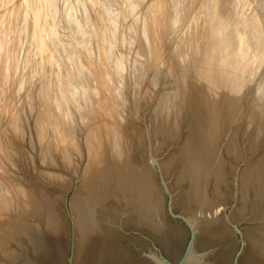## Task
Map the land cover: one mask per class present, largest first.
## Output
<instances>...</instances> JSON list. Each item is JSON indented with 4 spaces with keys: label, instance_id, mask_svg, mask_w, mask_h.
Returning a JSON list of instances; mask_svg holds the SVG:
<instances>
[{
    "label": "rangeland",
    "instance_id": "374dc122",
    "mask_svg": "<svg viewBox=\"0 0 264 264\" xmlns=\"http://www.w3.org/2000/svg\"><path fill=\"white\" fill-rule=\"evenodd\" d=\"M231 3L232 0H196V6L189 9L183 3V0H176L173 9H170L168 0H162L161 7L158 10L157 20L159 22L161 47L164 53V60L172 69V73L160 81L159 87L151 89L146 84L142 89L148 95L141 103L139 110L132 114L125 131V142L127 141L126 139L130 140L125 145H130L135 141L132 146L130 145L131 148L128 149L132 151V153L128 154L133 155L134 165L113 164L106 148L105 155L107 152L106 158H109L107 165L112 172L109 173L105 180H101L102 177L97 180V182H105V186H109L111 196L107 197L106 201H108L105 202L107 204L110 203L109 206L113 208L110 213L117 214L118 219L122 221L129 212L128 208H122L124 204L122 200L126 198L125 195L130 193L128 191L131 189L129 186L135 183L139 184L140 176L146 174L147 177V173L151 175L152 181L147 179L151 183L150 186H148V183L141 184V190L146 194V196H142V199L146 209L151 204L152 201L150 200L152 198L157 200L158 207L162 213L160 217H156V220L163 225L166 224L165 227L168 226L169 232L166 238H170V236L171 238L168 240L164 239L153 235L145 228L140 229L136 226H133V228H122L120 221L117 219L119 222L115 225L113 224L114 228L112 227L116 233L114 235V243L118 247L125 249L130 259H135L140 253H158L162 258L174 263L181 256L189 238V231L180 219L170 216L168 211V206H170L172 213L185 217L193 229H198V225L203 226L205 224H214L220 220L222 222L225 221L224 226L226 225V229L230 227L229 229L231 230L228 231L230 232L229 237H231L229 238L230 245H225L231 252L229 264H232L238 252V264H264V256H259L260 253H257L258 251L254 253H257L256 256L258 257L252 253L253 250H256L255 248L261 245L259 241H256L255 232L264 233V117H262L264 116L262 115L264 114V88L258 89V80H250L249 82V79H247L249 75L245 71L248 61L252 57L264 54V32L260 30L245 32V40L243 42L237 40L235 38V29L238 22L234 18L235 10L230 7ZM172 19L177 21L175 32L170 28ZM261 23L264 24V20ZM204 40H207V42L211 41V43L206 44ZM214 43H220L215 45L217 49L214 47L216 50H220L219 52L214 50L215 54L218 52L217 56L221 55V57L220 55L218 56V59L212 53L214 48L211 49L213 47L211 44ZM221 44L225 47H222ZM209 45L212 46L210 50L208 48ZM204 46L214 55L215 61H219L221 58L220 60L222 61L220 62L222 63L226 59L230 62L231 60L229 59L232 55L233 57L238 56L234 59L240 75H234H239L240 77L236 76L237 78H235L234 76V78L237 81L238 78H241L242 82L239 80V83H237L234 80L236 84H239L237 87H243L246 84L248 88L250 87L249 89L246 86H244L246 89L239 87L241 90H245L241 94V92L237 93L239 89L236 90V84L232 83L233 88L232 86L229 88L232 92L228 93H232L233 99H217L219 100L218 104L221 100L224 103H227L228 100L230 102L234 100L231 105L236 103L237 106L231 112L230 119L226 116V112L220 111L217 114L216 129H218V132L216 136H221L222 140L220 138L214 144L215 148L213 147V151L216 149L214 152L217 155L211 165L213 169L210 168L211 170L207 174H204L194 164L197 154L194 153L195 144L193 142L197 137L195 128L192 129V125H189V120L191 117L197 120L199 116L197 115L198 118H196V116L191 114V111H186L185 108L179 113L176 110L174 111L173 108L169 110V103L168 105L164 103L166 104V106H162H165L164 109L160 107V104L167 101L172 95L174 96L171 98L174 99V92H177L175 98L178 99H168L167 102L173 104L176 101L180 103V100H183L180 97L181 89L189 82H192L193 71L196 70L194 66L187 64H191L193 58L198 59V56L201 58L204 55ZM218 47L222 49H218ZM200 50L202 53H200ZM228 51L229 54L233 51L232 55H228ZM225 54L231 57L227 58ZM222 56L226 59H222ZM182 57H186L185 62L187 60H190V62L181 63ZM234 59L232 58L233 62L231 61V65H233ZM228 62L225 61V63ZM182 64H186L191 68L187 69L188 67ZM233 66L235 68V65ZM183 69H185L186 74ZM234 70L237 71L236 68ZM164 71L167 72L168 69L166 68ZM183 73L185 74L184 76L181 75ZM262 75H264V69H262ZM188 77L191 78V81ZM182 80H184L185 84H182ZM186 80H189L188 83ZM245 80L249 83H246ZM194 83H191V85H194ZM225 83H228V81ZM221 84L220 89H223ZM191 85L189 84V87ZM224 86L226 87V84ZM184 88L182 93H184ZM174 89L175 91L172 92ZM218 90L219 88L217 93H219ZM248 90L250 91L248 92ZM233 92H235V95ZM163 93L165 94L161 95ZM239 93L241 94L240 96ZM236 94L239 96L238 102L235 99L238 98ZM169 95L171 96L168 97ZM227 96L226 98H228ZM159 99L164 100L160 101ZM101 100H103V96ZM223 101L221 102L223 103ZM206 102L205 106L211 104ZM157 106L163 111L159 110V108L156 109ZM181 107L183 108L184 106ZM69 109L75 115L71 105H69ZM55 115L58 116V114ZM100 116L106 121L103 112L100 113ZM11 120V112L6 117L0 116V210H2L0 215H3L0 217V219H3L0 220V264H43L41 258L43 252L46 251L45 244L42 241L43 238H36L37 241L39 240L42 243L37 246L38 248H35L30 243L28 235L30 232L29 225L32 224L31 229H33V225L43 226L45 224L46 219L43 217L47 215L44 207L49 202L55 204L54 207L58 208H55L58 211L57 215L60 214L59 217L63 218L67 225L65 235L61 234L56 239L50 235H47V237L49 236L50 240L54 239L56 251L59 254V264H68L71 253L75 257L77 242L74 214L70 207L71 200L77 192L81 194L82 182L92 181L96 175H99L98 172L104 168L105 163L103 167L86 176L84 172L89 157L87 148L82 142L76 143L69 139L65 129L57 120H53L51 126L45 130L43 141L37 134L34 120L25 121L20 126L22 129L20 132L11 127ZM21 120L23 121L24 118L21 117ZM198 122H194V124L198 126ZM200 122L199 125H201ZM220 126L227 127V129L225 131L223 129L220 130ZM187 141H191V143L188 144L189 142ZM128 146L126 145L124 148L126 149ZM66 157L73 159L71 166L65 162ZM47 174L63 177L62 181L66 184H63L60 178L61 182L55 183L57 180L54 181L53 178L50 181ZM127 175L128 178L125 179ZM87 178L92 180H86ZM177 180H179L178 183ZM150 187H152V197H150ZM186 187L191 188L186 204L181 201L178 202L179 204L176 203L179 192ZM199 190L204 194L201 195ZM120 202H122L121 205ZM207 203L210 204L209 206L214 207L213 210L209 208L204 211V206ZM5 208L8 209L6 210ZM201 208L204 212L199 211ZM235 210L238 212L235 214L236 219H233L231 214ZM96 215L99 217V214ZM233 225L241 231V237L233 231ZM7 227L9 228L7 229ZM259 233L258 235H264ZM198 235L199 243L208 246L207 243H204V238L199 233ZM241 241L243 242L242 246L240 244ZM44 249L45 251H43ZM74 257L72 264H74Z\"/></svg>",
    "mask_w": 264,
    "mask_h": 264
},
{
    "label": "clouds",
    "instance_id": "9594fccd",
    "mask_svg": "<svg viewBox=\"0 0 264 264\" xmlns=\"http://www.w3.org/2000/svg\"><path fill=\"white\" fill-rule=\"evenodd\" d=\"M175 2L168 0V7ZM161 3L0 0V116L11 112L17 132L34 120L42 141L57 120L71 140L84 144L90 159L107 148L112 163L123 164L125 131L148 95L142 89L159 87L172 73L161 47ZM183 3L196 6V0ZM230 7L237 40L243 42L245 32H264V0H232ZM170 28L175 32V19ZM262 69L264 54L245 69L250 80L259 81L258 89L264 88ZM65 162L71 166L73 159Z\"/></svg>",
    "mask_w": 264,
    "mask_h": 264
},
{
    "label": "bare ground",
    "instance_id": "6f19581e",
    "mask_svg": "<svg viewBox=\"0 0 264 264\" xmlns=\"http://www.w3.org/2000/svg\"><path fill=\"white\" fill-rule=\"evenodd\" d=\"M189 40H188V42H189ZM204 41H206L205 42L206 44H209V43H211V41H213V39H211L210 42L209 41L207 42V40H204ZM215 42H217V41H215ZM224 42H225V39H224ZM222 43H223V41H222ZM206 44H204V45L206 46ZM218 44H220V43H218ZM218 44H215V43L211 44L213 47L209 45L208 46L209 50H210V47H212L211 49H213L215 47V45H218ZM222 47H225V46L222 45ZM205 48H204V50H205L204 55L201 54L202 55L201 58H199L200 56H198V59L193 58L194 60L192 58H190V59H192L191 64H187L190 66L191 65L194 66L195 67L194 69H196V70L193 71L194 74L192 73L193 74L192 82L188 83L189 80L191 81V78L188 77L189 80L188 81L186 80L188 84L186 86L183 85L185 87V88L183 87L184 93H182L183 88L182 89L180 88L182 91L181 95L184 94L183 96L185 98L180 95V97L183 100H180L181 101L180 103H179V101L178 102L176 101V103L171 104L170 102H167V101H168V99L172 100L173 98H171V97L174 95H172V96L169 95L168 97H170V96L171 97L170 98L167 97L168 98L167 101L162 102L161 104L159 103V104H160V107H162L163 105L166 106V104H164V103H167V105L169 103V105H168L169 110L173 108L174 111L176 110L179 113V111H181L182 109L185 108L186 111H191V114L196 116V118H198L197 115L199 116V119H197V120L193 117H191V119L189 120L190 121L189 125H192V129L195 128V134L197 137V139H195V141L193 142L195 144V147L193 148V150H194V153L197 154V157L195 158L194 164H196L198 166V168L202 172H204V174H207L209 172V170H211L210 168L213 167V166L211 167V165L214 162V159H216V155H217L216 152H214L216 149L213 151L214 144L220 138H221L220 140H222L221 136H218V135L216 136V134L218 132V129H216V123L218 122L217 114L220 111H222L224 113L226 112L227 113L226 116L229 117V119H230V115L232 114L231 112H233L237 106L236 103H234V105L233 104L231 105V103H233L234 100H233V102H230L229 100H228V102L225 101L227 103H224V101L221 100V101H223V103L220 101V103L218 104L219 100H217V99H219V98L224 99V100L225 99H231V100L233 99V97L231 96L232 93L229 94L230 92H232L231 89H229V88H231V86L233 88L232 83L236 84L237 80L235 78H237L236 76L240 75L239 74L240 72H239V68L236 67L237 63L235 64V59H234L236 56L233 57V55H232L233 51H232V53L230 52L231 54H229V51H228V55H232V57L229 56V57H231L229 60H231L233 62L232 58L234 59L233 65H235V68L237 69L238 72L235 71L234 66L230 64L231 61L228 62V59H226L223 56H222L223 57L222 59L225 58L226 60L225 59L224 60L227 61L229 64L225 63V61L223 62L224 64L222 62H220V61H222V60H220L221 58L219 59V61L218 60L215 61V57L213 58V56L218 54V52L220 51V50H216L217 47H215L216 49L214 48L212 50V53L215 52L214 50L218 51L216 54L214 53V55L211 54L210 51H208L207 47H205ZM218 49H222V48L218 47ZM202 52H203V49H202ZM202 52L200 50V53H202ZM225 55L227 56V58H229L227 54H225ZM218 56L216 57L217 59L219 58ZM220 57H221V55H220ZM212 58H213V60H212ZM239 59H240V57H239ZM188 61L190 62V60H187V62H184V63H188ZM212 61H214L215 63ZM237 62H238V60H237ZM242 64H244V63H242ZM182 65L187 66L186 64H182ZM190 66H187L188 67L187 69H189ZM242 69H243V67H242ZM183 70L186 74L185 69H183ZM233 70L235 71V73ZM187 71H189V70H187ZM187 73H189V72H187ZM185 74L183 73L181 75L184 76ZM234 74H239V75L235 76ZM187 76H188V74H187ZM234 76H235V78H234ZM183 79H184V77H183ZM240 79L238 78L237 83H239ZM245 79H246V77H245ZM247 79H249V78H247ZM183 81L184 80H182V84H185ZM227 81H228V83H225ZM232 81H234V82H232ZM193 82H195L194 85L193 84L191 85V83H193ZM240 82H242V81L240 80ZM245 82H246V80H245ZM249 82H250V79H249ZM220 83H222L221 85H223V83H225L226 87L224 86L225 85L224 84L223 89H220ZM243 83H244V81H243ZM189 84L191 85V87H189ZM237 85H239V84H236V87L234 85L236 90L239 89V91H237V93L241 92V94H242V91L244 89L241 90V88H243L247 84L243 85V87L242 86L237 87ZM239 87H241V88H239ZM216 88L217 89L219 88V90H218L219 93H217ZM246 88H248V87L246 86ZM175 89L172 92H174ZM177 89H178V87H177ZM192 89L194 90L193 92H192ZM228 89H229V91H228ZM232 90L234 91V89H232ZM236 90H235V92H236ZM176 91H178V90H176ZM249 91L250 90H248V92ZM169 92H170V90H169ZM235 92H233V94ZM166 93H168V92H166ZM226 93H228L227 95H229V96H227ZM251 93L253 94L252 91H251ZM164 94L165 93H163L161 95H164ZM174 94L176 97L177 92H174ZM179 94H180V91H179ZM241 94L239 93V96ZM166 95H168V94H166ZM166 95L164 96L165 99H166ZM226 96L228 98H226ZM236 96H237V94H236ZM239 96H237L238 98H235V99H237V101L235 100L236 102H238ZM175 97L173 100L176 99ZM181 98H179V99H181ZM159 100L162 101L164 99H159ZM204 101L205 102L208 101L211 104L206 102L209 105L206 104L207 106H205ZM171 102H173V101H171ZM181 106H184V107L182 108ZM164 107H162V108L164 109ZM158 108H159V106H157L156 109H158ZM159 110H162V109L159 108ZM198 111H199V114H198ZM263 112H264V110H263ZM173 113L177 114L176 112H173ZM262 115H264V114H262ZM175 116H177V115H175ZM175 116H174V118H175ZM262 117H264V116H262ZM155 119H156V117H155ZM176 120H178V119H176ZM198 120H199V122L201 120V122H200L201 125H199ZM196 121L198 122V126H196L194 124V122L197 123ZM220 127H221L220 130L223 129L225 131L227 129V127H222V126H220ZM220 135H222V134H220ZM126 140L128 141L129 139H126ZM134 142L133 143L130 142V143L134 144ZM187 142H189L188 144L191 143V141H187ZM132 144H130V145L132 146ZM126 145L128 146L129 144H126ZM130 145L128 146L129 148L127 147L125 149L124 165L125 164H127V165L133 164L134 165L133 155L128 154V153H132V151L128 150L131 148ZM71 146H72V144H71ZM106 155H108L107 152H106ZM106 155H105V151H104L102 154L94 155L91 159L88 157V162L85 166V172H84L86 176L91 175V172L96 171L98 168L103 167L104 163H105V166L101 171L98 172L99 175H96L95 178H93V180L90 178L86 179V180H92V181H90V182L83 181L84 183L82 182L83 185H81V189H80L81 194H79L77 192V194L73 197V199L71 200V203H70L71 204L70 205L71 210L74 214V222H75V229H76L75 233L77 235V237L75 235L77 242H76V248H75V257L73 255L74 264H133V262H134V259H130L129 254L125 251V249L118 247V245L114 243V240H115L114 235L116 233L114 232L113 228H114V225L116 223H118L120 220L118 219L119 217L117 214H113V213L111 214L110 213L113 211V208H112V206H109L110 203L109 204L106 203L108 201V200L106 201L107 197L111 196L109 186L108 185L105 186V184H106L105 182L104 183L103 182L100 183V181L97 182V180L100 179L101 177H102L101 180H105L107 178V176L109 175V173L112 172V170L107 165V161L109 158L107 159ZM189 165H191V164H189ZM47 175L49 176L50 181H51V178H53L54 181L57 180L55 183L61 182L63 180V177L61 178L58 175L57 176H54L53 174L52 175L47 174ZM59 178L61 179V181ZM126 178H128V175L125 176V179ZM94 179H96V180H94ZM139 179H140V180H138L140 182L139 184L135 183V184H132L129 186L131 188L128 190L130 193H129V195H125L126 198H124V200H122V201H124L122 208H125V207L128 208L129 212L125 215V219L120 221V226L122 228H124V227H128V228L132 227L133 228V226H136L140 229L145 228L148 230V232L152 233L153 235L160 236V237L168 240L171 238V236H170V238L169 237L166 238L167 233L169 232V228H167L168 226L165 227L166 224L163 225L162 223H159L156 220V217H160L161 213H162L160 208L158 207L157 200L152 198L150 200L152 202H151V204H149V207L147 208L149 210H147L146 206L143 202V199H142V196H146V194L143 190H141V184L142 183H148V186H150L151 183L148 182V180H151V175L149 173H147V177H146V174H144V175L140 176ZM178 182H179V180H177V183ZM62 183L66 184L63 181H62ZM188 184H189V182H188ZM108 190H109V192H108ZM189 190L191 192L190 187L189 188L186 187L185 189H182L176 198V203L181 201V202H184L186 204L187 197H189V195H190ZM199 191H200L201 195L204 194L201 192V190H199ZM199 191H198V193H199ZM151 193H153L152 187H150V197L153 196ZM141 200H142V202H140ZM4 203H6V202H4ZM4 203H2V204H4ZM10 203H11V201H10ZM121 203L122 202H120V205H121ZM54 205L55 204H53L52 202H49L46 207L43 206L45 208L44 211H46L45 213L47 216L43 217L46 220H45V224L43 226L41 225L42 227L38 226V225L37 226L33 225L34 228L31 229L32 224L29 225L30 232H29L28 238H29V241L33 247L38 248L37 246L41 245L40 243H42L39 240H38L39 241L38 242L36 238H39V237L43 238L42 241H43V244H45L46 251H47V253H46L45 249L43 250V251H45V252H43V255L41 258L43 261V264H59V254L56 251V246H55V243L53 240L56 239V237L60 236L61 234H63V235L66 234V225L67 224H65V222L63 221V218L59 217L60 214L57 215L58 211L55 210L56 207H54ZM124 205H126V206H124ZM209 205L210 204L207 203L204 206V211L208 210L209 208H211L213 210L214 207L209 206ZM6 206H7V204H6ZM201 207L203 208V206H201ZM202 208L199 211L204 212L202 210ZM56 209H58V208H56ZM3 210H4V208H3ZM0 211H2V210H0ZM219 211H221V210H219ZM8 212H10V211H8ZM236 212H238V211L235 210L231 214L233 219H236L235 218ZM1 214H3V213H1ZM96 214H99V217H97ZM2 216L0 215V217H2ZM117 219L119 221H117ZM0 220H3V219H0ZM224 222H222L220 220L218 222H215L214 224H209V225L205 224L203 226L198 225L197 226L198 229H194L196 236H197V242L196 243H199V235H198V233H199L202 236V238H204V243H207L208 247H212V248L218 247L216 245H227V246H229L230 245V243H229L230 239L229 238H231V237H229L230 232H228V231H231V230L229 229L230 227L229 228L227 227L228 229H226V227H225L226 225L224 226V224H225ZM1 227H2V224H1ZM8 228L9 227H7V229ZM194 228H195V226H194ZM258 233L255 232V236H257L256 241H259V243H261L260 246H262V244H263V246L260 247L258 245L260 248L259 247L255 248L256 250H253L252 253L254 254L255 251L256 252L258 251L257 253H260L259 256L260 255L264 256V235L263 236L258 235ZM259 234H264V233L260 232ZM47 235H50L52 237L54 236L53 237L54 239L52 238V240H50V237L48 236L49 237L48 238ZM44 241H45V243H44ZM210 245H213V246H210ZM261 248H263V249H261ZM256 254H254V256H256ZM256 257H258V256H256ZM256 257H255V259L258 260V258H256ZM259 259H260V257H259Z\"/></svg>",
    "mask_w": 264,
    "mask_h": 264
},
{
    "label": "water",
    "instance_id": "95a60500",
    "mask_svg": "<svg viewBox=\"0 0 264 264\" xmlns=\"http://www.w3.org/2000/svg\"><path fill=\"white\" fill-rule=\"evenodd\" d=\"M169 214L172 218L180 219L189 231L188 241L183 248L181 256L176 262L171 263L162 258L158 253H140L134 259L133 264H229L230 250L225 246L210 248L202 243H196V233L189 221L181 216L174 215L168 206ZM233 231L241 237V231L236 226H232ZM241 246L243 242L241 241ZM239 252L235 255L232 264H238ZM73 254L68 259V264H72Z\"/></svg>",
    "mask_w": 264,
    "mask_h": 264
}]
</instances>
